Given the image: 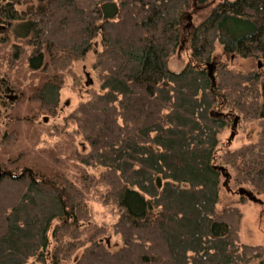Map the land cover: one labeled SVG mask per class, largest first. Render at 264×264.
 Listing matches in <instances>:
<instances>
[{
	"label": "trees",
	"instance_id": "16d2710c",
	"mask_svg": "<svg viewBox=\"0 0 264 264\" xmlns=\"http://www.w3.org/2000/svg\"><path fill=\"white\" fill-rule=\"evenodd\" d=\"M191 4L2 5L0 24H14L12 33L33 47L30 66L45 75L28 96L42 114H58L66 76L90 51L100 85L69 115L88 147L71 156L99 174L81 167L78 184L62 171L0 167V264H70L82 247L76 264H242L264 255L261 245L240 240L238 208L217 209L221 187L230 183L264 194V127L255 143L219 146L234 112L264 122V72L236 71L229 63L264 61V0H218L186 33L184 11ZM184 34L190 58L175 71L170 59ZM218 46L226 62L214 64L213 85L207 65ZM91 190L123 211L114 225L123 239L116 251L100 240L104 229L86 226Z\"/></svg>",
	"mask_w": 264,
	"mask_h": 264
},
{
	"label": "rangeland",
	"instance_id": "374dc122",
	"mask_svg": "<svg viewBox=\"0 0 264 264\" xmlns=\"http://www.w3.org/2000/svg\"><path fill=\"white\" fill-rule=\"evenodd\" d=\"M14 1H18L21 9H27L28 5L36 0ZM217 1L208 0L205 5H200L198 0H192L191 6L184 11V32L187 33L188 30L204 21ZM5 2L7 0H0V5ZM0 17L2 18L1 14ZM6 29L7 31L0 34V84L4 86L0 92V167L18 172L27 168L46 175L62 171L78 184L82 183L81 167L89 170L90 173L99 174L98 169L83 166L71 156L72 150L86 151L83 148L88 149V147L77 125L69 119L73 110L81 102L89 99V91L99 89L98 75L93 69L96 60L95 51H90L84 59L73 63L71 73L66 76L61 90L58 114L44 115L37 104L28 100L34 87L45 79L41 71H35L30 66L29 60L33 47L26 39L17 38L9 26ZM186 36L184 34L182 47L170 59V66L175 71L181 70L190 58L189 42ZM6 38L8 40H5ZM97 48L98 50L102 48L99 41ZM222 56L218 46L211 62L214 64L220 61L226 62ZM229 63L236 71L264 72V61L260 58H233ZM233 115L239 118V122H236L234 128L230 124L220 133L221 150L240 149L246 144L255 143L264 127L261 119H252L248 115H239L235 112ZM232 130L234 135L231 137ZM13 131L18 133L17 136ZM7 135L9 138L16 139L10 145L5 141ZM238 188L240 187L232 183L222 186L217 209L222 210L227 206L238 208L242 215L240 240L243 244L261 245L264 248V194H255L245 186L244 189L258 198V203L249 200L246 196L240 201L241 195L237 193ZM98 190L101 191L102 188ZM87 204L91 217L86 222V226L104 229L105 234L100 240L110 250L116 251L123 242L122 235L114 229V225L123 213L122 209L117 204L104 203L96 190L88 193ZM84 250L85 247L77 250L70 264H76L84 254ZM242 264H264V255L258 260H248Z\"/></svg>",
	"mask_w": 264,
	"mask_h": 264
},
{
	"label": "water",
	"instance_id": "95a60500",
	"mask_svg": "<svg viewBox=\"0 0 264 264\" xmlns=\"http://www.w3.org/2000/svg\"><path fill=\"white\" fill-rule=\"evenodd\" d=\"M208 71H209V76L211 77L212 83L213 85L215 84V80H214V76H213V72H214V63L209 62L208 65ZM238 117L235 116L234 118V123H233V127H235L236 125V121H237ZM234 135V131L232 130L231 132V137ZM220 169H222V167H220ZM30 171L32 172V170L30 169ZM237 193L241 195V197H247L249 200L253 201V202H257L258 203V198H256L250 191H248L247 189H240L238 188Z\"/></svg>",
	"mask_w": 264,
	"mask_h": 264
},
{
	"label": "flooded vegetation",
	"instance_id": "af4514ba",
	"mask_svg": "<svg viewBox=\"0 0 264 264\" xmlns=\"http://www.w3.org/2000/svg\"><path fill=\"white\" fill-rule=\"evenodd\" d=\"M12 1H14V0H7V2H5V3H3V4H7V3L9 4V3L12 2ZM14 2H16V1H14ZM3 4L0 5V14H1V15H2V10H3V7H2ZM0 21H1V17H0ZM7 26H9L11 29H13L14 24H13V23H10V24L7 23L6 25H1V24H0V29H2L1 31H2V32L5 31V30L7 31V29H6ZM1 85H2V84H1ZM7 90H8V88H7Z\"/></svg>",
	"mask_w": 264,
	"mask_h": 264
}]
</instances>
